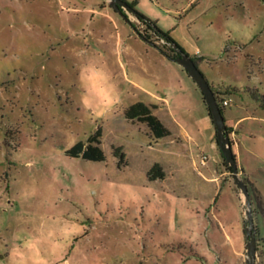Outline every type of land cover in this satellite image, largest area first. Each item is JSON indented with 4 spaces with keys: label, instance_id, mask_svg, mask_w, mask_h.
Here are the masks:
<instances>
[{
    "label": "rangeland",
    "instance_id": "1",
    "mask_svg": "<svg viewBox=\"0 0 264 264\" xmlns=\"http://www.w3.org/2000/svg\"><path fill=\"white\" fill-rule=\"evenodd\" d=\"M135 11L230 100L225 116L244 117L231 139L264 264V0H136ZM124 13L106 0H0V264H247L243 200L201 90L154 59L169 49ZM145 89L166 98L153 109L162 139L124 116ZM98 128L104 160L67 154ZM156 162L165 175L150 179Z\"/></svg>",
    "mask_w": 264,
    "mask_h": 264
},
{
    "label": "water",
    "instance_id": "2",
    "mask_svg": "<svg viewBox=\"0 0 264 264\" xmlns=\"http://www.w3.org/2000/svg\"><path fill=\"white\" fill-rule=\"evenodd\" d=\"M107 3L117 12L126 15L125 11L135 10L128 4L126 0H106ZM179 54L174 60L179 63L193 78L204 97L205 103L209 108L211 119L215 125L217 144L222 152V155L228 165L232 167V176L236 186L238 187L243 204H244V220H245V236L247 250V264H257V231L256 220L253 209V198L250 192L249 183L240 173L237 157L234 152L231 135L228 132L227 122L223 114L216 94L211 86L210 81L195 63L193 58L184 50L179 49L176 44L172 45Z\"/></svg>",
    "mask_w": 264,
    "mask_h": 264
},
{
    "label": "trees",
    "instance_id": "3",
    "mask_svg": "<svg viewBox=\"0 0 264 264\" xmlns=\"http://www.w3.org/2000/svg\"><path fill=\"white\" fill-rule=\"evenodd\" d=\"M127 2L135 10L136 0H134L132 2H129V1H127ZM135 15L152 32V36L157 37V39L162 42V45L169 49L170 52H166L163 50L164 53L168 55V57H170L171 59H175L179 55L176 52V50L173 48V46H172L173 44H176V46L179 49L184 50L174 40V38L170 35V32L161 29L155 21L150 20L149 18H147L145 15H143L140 12L135 11ZM141 35L148 41H150V39L152 37V36L145 35L142 33H141ZM150 42H153V41H150ZM195 63L197 64L196 61H195ZM212 88H213V86H212ZM213 90H214L216 97L219 101V94L220 93L214 88H213ZM202 99L205 103L203 95H202ZM205 105H206V103H205ZM220 107H221L223 114L225 115V111H224L225 107H223L222 105H220ZM206 109L209 113V108L207 105H206ZM209 115H210V113H209ZM124 116L129 121H133V122L138 121V122L145 123L148 126L150 132L152 133L153 137H155L156 139H162V138H164L170 134V130L165 126V124L160 120V118L153 113V107L150 105H147L143 101H137V102H134V103H131L130 105H128L124 109ZM227 127H228V132L231 135L233 127L229 126L228 124H227ZM101 136H102L101 128H98L95 131V133L88 138L87 142H84L82 140L77 142L69 150H67V154H69L70 156L82 157V158H84L86 160H90V161H102V160H104L105 159V153L101 147V143H102ZM232 142H233V140H232ZM114 154L120 158V161H122L125 158V153L122 151V147H116L114 149ZM225 164H226L227 168L230 171H232V167L230 165H228L227 163H225ZM164 175H165V173H164L160 163H158V162H156L148 171V176L150 179H156L158 177L163 178ZM236 188L238 189L237 186H236ZM238 192H239V190H238ZM261 239L264 240V238H261ZM257 240H258L257 246L259 247L260 239H259L258 235H257Z\"/></svg>",
    "mask_w": 264,
    "mask_h": 264
},
{
    "label": "crops",
    "instance_id": "4",
    "mask_svg": "<svg viewBox=\"0 0 264 264\" xmlns=\"http://www.w3.org/2000/svg\"><path fill=\"white\" fill-rule=\"evenodd\" d=\"M150 42V41H149ZM150 43H152V42H150ZM153 44V43H152ZM155 46V45H154ZM156 49L157 50H159L158 49V47H156ZM161 53H162V55H158L157 53H153V56H154V59H156V60H159V61H161V60H163V61H165V60H167V59H169V60H171L172 62H174L175 60L174 59H171L170 57H168V55L167 54H165L164 52H162L161 50H159ZM161 58H163V59H161ZM150 62V61H149ZM176 62V61H175ZM153 63L151 62L150 63V65L151 66H153L152 68H153V71L151 72L150 71V73H153V74H155V75H157L156 73L158 72V67H156V65L154 66V65H152ZM133 81V83L135 84V85H140L137 81H135V80H132ZM146 90V92L149 94V96L151 97V98H143V97H141V98H137L134 102H137V101H143L144 103H146L147 105H150V106H152L153 107V109H155V108H158L159 107V105H158V101H164V100H166V98L165 97H163V96H161V95H158V94H156V93H154V92H151V91H149V90H147V89H145ZM219 90V89H218ZM134 102H132V103H134ZM130 105V104H129ZM226 117V120H227V118H230V120H234V119H236V122H234V124H230L229 126H231V127H233V129L235 128V130H236V128H237V123L240 121V120H242L244 117H240V116H235V115H231L230 114V116H225ZM233 131V130H232ZM260 226V225H259ZM260 232H261V236L262 237H264V229H262L261 227H260Z\"/></svg>",
    "mask_w": 264,
    "mask_h": 264
},
{
    "label": "built area",
    "instance_id": "5",
    "mask_svg": "<svg viewBox=\"0 0 264 264\" xmlns=\"http://www.w3.org/2000/svg\"><path fill=\"white\" fill-rule=\"evenodd\" d=\"M157 43L162 44V42L160 40H158V39H157ZM229 103H230V100L228 98H221L219 100V104L222 105L223 107L228 106Z\"/></svg>",
    "mask_w": 264,
    "mask_h": 264
},
{
    "label": "flooded vegetation",
    "instance_id": "6",
    "mask_svg": "<svg viewBox=\"0 0 264 264\" xmlns=\"http://www.w3.org/2000/svg\"><path fill=\"white\" fill-rule=\"evenodd\" d=\"M127 1V0H126ZM125 11V10H124Z\"/></svg>",
    "mask_w": 264,
    "mask_h": 264
}]
</instances>
